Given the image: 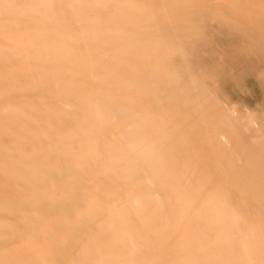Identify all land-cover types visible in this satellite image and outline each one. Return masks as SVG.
<instances>
[{
  "label": "rangeland",
  "instance_id": "1",
  "mask_svg": "<svg viewBox=\"0 0 264 264\" xmlns=\"http://www.w3.org/2000/svg\"><path fill=\"white\" fill-rule=\"evenodd\" d=\"M0 264H264V0H0Z\"/></svg>",
  "mask_w": 264,
  "mask_h": 264
}]
</instances>
